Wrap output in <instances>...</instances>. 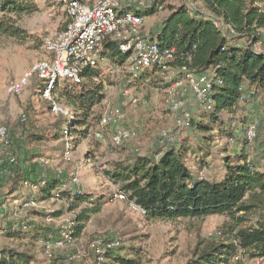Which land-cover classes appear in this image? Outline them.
Wrapping results in <instances>:
<instances>
[{
	"label": "trees",
	"instance_id": "1",
	"mask_svg": "<svg viewBox=\"0 0 264 264\" xmlns=\"http://www.w3.org/2000/svg\"><path fill=\"white\" fill-rule=\"evenodd\" d=\"M30 1L33 0H0V20L6 14L31 12ZM190 3H194L195 9ZM157 7L160 11H168L155 41L163 49L175 50V61L169 66L179 74H182V68L214 71L222 84L214 88L213 111L203 110L199 121L192 120V131H189L195 132L201 140L195 143L185 140L178 146L163 148L156 155H139L129 162H114L104 175L119 186V192L128 202L145 212L142 215L148 221L210 216H224L230 220L224 227V239L202 242L187 264H246L252 260L264 264V170L249 158L247 149L252 142L246 138L249 106L254 102L264 104V53L255 49L261 40L259 31L264 30V10L257 0H187L181 6L158 1L142 16L155 15L160 12ZM213 18L223 20L234 35L228 36L219 30ZM1 27L0 23L1 32L8 31ZM103 54L117 63L127 59L120 52L118 42L111 40L104 43ZM160 72L158 69L146 71L142 82L150 83ZM101 73L99 69L87 71L80 85L59 81L53 100L58 106L65 102L73 112L66 116L57 114L63 117H59L49 130L26 132L23 143L67 139L74 147L88 140L92 109L104 101L103 84H93L101 78ZM217 137L226 138L240 150L237 154L228 150L223 152L218 176H202L204 170L211 168L210 146ZM85 156L87 162L94 160L92 152ZM31 172L32 185L37 186L39 195L37 201L59 195L60 200L70 204L71 211L83 203L92 205L76 216V223L69 232L70 239H77L91 215L99 213L107 202L106 197L96 198L76 189L67 175H41L37 169H31ZM250 214L255 215L256 222L244 226ZM9 232L8 237L29 235L43 242L66 241L52 228L32 222L16 225ZM134 244L130 243L126 255L115 249L106 250L108 264H141V248ZM5 254L2 253L0 264H32L31 257L25 254L14 255L13 251ZM238 255L240 259L235 261Z\"/></svg>",
	"mask_w": 264,
	"mask_h": 264
},
{
	"label": "rangeland",
	"instance_id": "2",
	"mask_svg": "<svg viewBox=\"0 0 264 264\" xmlns=\"http://www.w3.org/2000/svg\"><path fill=\"white\" fill-rule=\"evenodd\" d=\"M95 2L96 0H86ZM146 4L157 3L181 6L187 0H143ZM264 10V0H257ZM194 4V3H193ZM31 12L6 14L0 23V124L10 129L12 147L0 153V202L6 213L0 219V259L2 253L27 255L32 264H108L105 252L115 249L126 255L130 243L141 248V264H187L193 257L196 248L204 241H222L225 237L224 227L230 220L224 216H210L203 219H182L176 221H148L132 203L120 197L119 186L104 175L114 162H129L136 156H152L163 148L178 146L183 141L198 142L195 132L177 129L174 126V115L168 109L167 98L171 89L179 99L187 89L182 74L168 68L155 75L153 81L132 85L133 95L146 105L137 108L124 104L121 88L128 77L129 61L120 63L107 58L98 68L101 78L94 83L104 86V101L92 109L89 119L90 137L69 147L68 159L64 155L65 140H47L38 144L23 143L26 132L53 128L60 120L52 111L51 104L41 97V82L37 77H29L34 65L53 56L46 50V42L62 32L67 23L66 8L61 0H33L29 2ZM168 11H160L145 20V30L156 31ZM264 35V31L262 32ZM152 34V33H151ZM264 49V38L260 45ZM28 79V85L22 93H9L11 84ZM68 84H71L68 81ZM87 85L90 83L86 82ZM176 84H179L175 87ZM92 85V83H91ZM65 102L59 106L66 116L72 113ZM122 106L125 118L123 125L132 130L135 137L121 147L113 146L111 139L113 126L104 133L105 141L99 142L94 133L98 130V120L107 106ZM202 109L187 113L194 122L199 121L204 113ZM202 113V114H201ZM249 122L258 123L257 137L247 149L249 158L259 169L264 170V104L254 102L249 106ZM25 115L27 122L20 125V118ZM194 115V116H193ZM196 120V121H195ZM128 122V123H127ZM192 131V130H191ZM167 132L172 138L171 145L160 144V136ZM73 146V145H72ZM211 168L201 175L216 177L220 173V163L226 150L237 154L238 146L224 137H217L211 143ZM261 150V151H260ZM94 154V160H85L87 153ZM12 157L16 162L11 164ZM41 161V163L39 162ZM34 167V168H33ZM31 169L45 175H67L70 179L78 177L79 189L96 198L106 197L101 211L92 214L84 224V229L77 239H70L69 232L75 225L76 216L83 209H90L87 203L71 211L66 201L53 199L39 200L37 191L32 189ZM197 173V171H196ZM34 201V202H33ZM30 203L29 207H25ZM35 203V204H34ZM244 226L256 222L255 215L246 218ZM32 222L50 227L66 239L61 246L33 239L29 235L23 238L8 237L12 227L21 223ZM60 239H52L56 243ZM9 257V256H8ZM247 260V259H246ZM246 264H258L257 261H246Z\"/></svg>",
	"mask_w": 264,
	"mask_h": 264
},
{
	"label": "built area",
	"instance_id": "3",
	"mask_svg": "<svg viewBox=\"0 0 264 264\" xmlns=\"http://www.w3.org/2000/svg\"><path fill=\"white\" fill-rule=\"evenodd\" d=\"M61 2L66 8L68 23L54 39L46 42V50L53 56L34 65L28 75L37 77L42 83L41 97L51 104L52 111L56 114L63 112L53 100V92L58 82L69 81L72 85H80L87 71L98 68L101 62L107 60L108 57L103 54L104 43L107 40L118 42L120 52L126 55L129 61V74L121 88L124 104H129L133 108L146 105V102L133 95L132 85L139 81L146 71L158 69L162 72L171 68L169 65L175 61L174 49L161 48L155 40H149L144 32L145 18L142 14L152 8V4H146L143 0H96L90 5L84 0H61ZM190 5L195 9L194 4L190 3ZM157 9L161 10L160 7ZM213 21L224 34L234 35L232 28L223 20L213 18ZM263 31H259L261 40L255 46L256 51L260 53H264V49L260 47L264 38ZM181 73L187 83L186 91L189 95L191 94L194 105L204 111H213L214 88L222 84L217 73L214 71L198 72L187 68H182ZM27 85L28 79L11 84L9 93L18 95ZM174 93L176 91L171 89L166 100L168 109L174 115V126L177 129L189 131L192 129V119L187 115L188 102L179 99ZM124 118L122 106L108 105L98 120V130L94 133L95 138L99 142L105 141V131L113 126L111 139L113 146L121 147L131 141L136 134L122 124ZM26 122L27 117L23 115L19 123L24 125ZM257 127L258 123L255 121H250L248 124L246 138L251 142L257 137ZM65 136L68 137V131L65 132ZM160 138L161 146L171 145L173 141L167 132H164ZM12 144L10 129L0 124V153L10 149ZM65 147L67 148H65L64 155L68 159V149L71 147L68 141ZM15 159L12 157L11 164L16 162ZM72 185L76 189L79 187L78 177L75 175L72 177ZM32 189L37 191V186L32 185ZM118 194L126 199L120 192ZM52 199L60 200L59 195ZM29 206L30 203L25 204V207ZM133 206L135 210L138 209L143 215L145 214L134 204ZM5 213L6 209L0 202V219ZM63 242L65 241L58 240L53 243L48 240L45 244L49 248L52 244L61 246ZM240 257L238 255L234 260L237 261Z\"/></svg>",
	"mask_w": 264,
	"mask_h": 264
},
{
	"label": "crops",
	"instance_id": "4",
	"mask_svg": "<svg viewBox=\"0 0 264 264\" xmlns=\"http://www.w3.org/2000/svg\"><path fill=\"white\" fill-rule=\"evenodd\" d=\"M84 2L86 3V4H92L93 2H89V1H86V0H84ZM145 20H146V18H145ZM146 23V22H145ZM160 26V25H159ZM158 29H159V27L157 28V30L156 31H150V32H148V31H146L145 30V27H144V32H145V34L146 35H148V39L149 40H155V35H156V33L158 32ZM152 33V34H151ZM177 85V84H176ZM175 85V86H176ZM182 96H184L186 99H187V102H188V105H189V110L191 111V114H192V112H195V110H197V109H199L197 106H195L194 105V101H193V98L191 97V94L189 95L188 93H187V91L185 90V94H183ZM189 110H188V112H189ZM194 116V115H193ZM128 123V122H127Z\"/></svg>",
	"mask_w": 264,
	"mask_h": 264
}]
</instances>
